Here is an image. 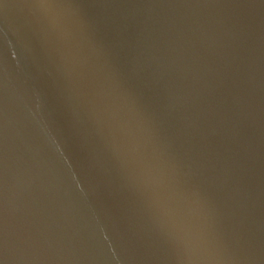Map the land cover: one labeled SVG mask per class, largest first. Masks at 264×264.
<instances>
[{
	"label": "water",
	"instance_id": "95a60500",
	"mask_svg": "<svg viewBox=\"0 0 264 264\" xmlns=\"http://www.w3.org/2000/svg\"><path fill=\"white\" fill-rule=\"evenodd\" d=\"M0 264H264V0H0Z\"/></svg>",
	"mask_w": 264,
	"mask_h": 264
}]
</instances>
